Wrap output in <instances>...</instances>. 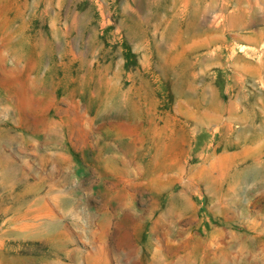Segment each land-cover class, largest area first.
I'll return each instance as SVG.
<instances>
[{
    "label": "rangeland",
    "instance_id": "1",
    "mask_svg": "<svg viewBox=\"0 0 264 264\" xmlns=\"http://www.w3.org/2000/svg\"><path fill=\"white\" fill-rule=\"evenodd\" d=\"M0 264H264V0H0Z\"/></svg>",
    "mask_w": 264,
    "mask_h": 264
}]
</instances>
